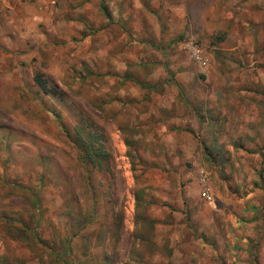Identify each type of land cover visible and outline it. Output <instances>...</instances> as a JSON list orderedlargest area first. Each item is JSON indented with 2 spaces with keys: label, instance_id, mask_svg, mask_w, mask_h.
Instances as JSON below:
<instances>
[{
  "label": "rangeland",
  "instance_id": "obj_1",
  "mask_svg": "<svg viewBox=\"0 0 264 264\" xmlns=\"http://www.w3.org/2000/svg\"><path fill=\"white\" fill-rule=\"evenodd\" d=\"M220 255L264 264V0H0V264Z\"/></svg>",
  "mask_w": 264,
  "mask_h": 264
},
{
  "label": "trees",
  "instance_id": "obj_2",
  "mask_svg": "<svg viewBox=\"0 0 264 264\" xmlns=\"http://www.w3.org/2000/svg\"><path fill=\"white\" fill-rule=\"evenodd\" d=\"M34 79H35V82L38 84V86L44 93H54V90L47 87L45 80L41 77L40 74L36 73L34 76ZM78 144L81 145V148H83L86 158H88L89 160L95 161L96 154H94L92 147L89 146V144H85L84 141L82 144L81 143H78Z\"/></svg>",
  "mask_w": 264,
  "mask_h": 264
},
{
  "label": "crops",
  "instance_id": "obj_3",
  "mask_svg": "<svg viewBox=\"0 0 264 264\" xmlns=\"http://www.w3.org/2000/svg\"><path fill=\"white\" fill-rule=\"evenodd\" d=\"M175 15H180V12H176ZM238 257V256H237ZM236 256H231V255H225V256H222L220 255V257H215V261H221L222 264H224V262L228 263V264H232L233 262H238V259H237ZM239 258V257H238ZM246 264H249L250 262V257L249 256H246ZM260 262V260H258ZM261 263H263V261H261ZM216 264H219V263H216Z\"/></svg>",
  "mask_w": 264,
  "mask_h": 264
}]
</instances>
